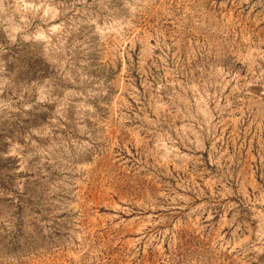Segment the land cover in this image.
<instances>
[{
    "label": "rangeland",
    "instance_id": "1",
    "mask_svg": "<svg viewBox=\"0 0 264 264\" xmlns=\"http://www.w3.org/2000/svg\"><path fill=\"white\" fill-rule=\"evenodd\" d=\"M0 264H264V0H0Z\"/></svg>",
    "mask_w": 264,
    "mask_h": 264
}]
</instances>
